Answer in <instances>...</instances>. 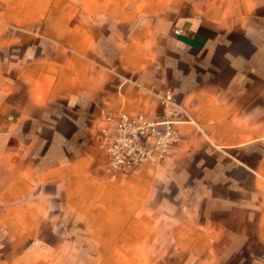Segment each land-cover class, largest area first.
<instances>
[{
  "label": "crops",
  "instance_id": "1",
  "mask_svg": "<svg viewBox=\"0 0 264 264\" xmlns=\"http://www.w3.org/2000/svg\"><path fill=\"white\" fill-rule=\"evenodd\" d=\"M121 113L174 132L130 175L103 148ZM57 209L184 213L190 261L264 264V0H0V264L53 249Z\"/></svg>",
  "mask_w": 264,
  "mask_h": 264
},
{
  "label": "rangeland",
  "instance_id": "2",
  "mask_svg": "<svg viewBox=\"0 0 264 264\" xmlns=\"http://www.w3.org/2000/svg\"><path fill=\"white\" fill-rule=\"evenodd\" d=\"M185 168L188 171L191 167L187 164ZM185 202L188 203V200ZM103 216L115 218V221L95 220L92 222L93 228H89L74 217L62 220L61 210L57 209L55 222L58 230L54 233L53 249L39 248L35 251L36 260L29 256L24 259L13 258L4 261V264H203L190 261L191 252L200 251V247L190 244L187 214H181V223L176 228L168 217L166 223L161 222L162 227L156 224L144 228L143 223L135 221L139 218L135 214ZM152 217L160 219L163 215L153 214ZM128 218L134 221H127ZM41 236L45 238V231ZM63 239L69 242L61 244ZM174 239H178L181 244L174 245Z\"/></svg>",
  "mask_w": 264,
  "mask_h": 264
},
{
  "label": "built area",
  "instance_id": "3",
  "mask_svg": "<svg viewBox=\"0 0 264 264\" xmlns=\"http://www.w3.org/2000/svg\"><path fill=\"white\" fill-rule=\"evenodd\" d=\"M173 103L168 93L163 104ZM112 131L104 138L103 148L108 156L109 167L116 172L131 174L142 166L155 162L158 155L163 157L174 142L170 121H163L161 129L153 119L127 113L108 115ZM153 141V143H151Z\"/></svg>",
  "mask_w": 264,
  "mask_h": 264
}]
</instances>
